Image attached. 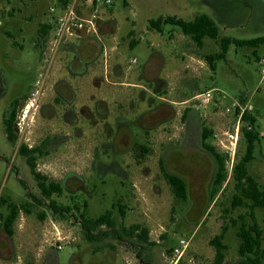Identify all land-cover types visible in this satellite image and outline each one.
<instances>
[{
	"label": "rangeland",
	"instance_id": "rangeland-1",
	"mask_svg": "<svg viewBox=\"0 0 264 264\" xmlns=\"http://www.w3.org/2000/svg\"><path fill=\"white\" fill-rule=\"evenodd\" d=\"M110 1L112 4L106 9L100 25L110 19L115 27L104 34L100 33L99 25L100 40L89 43L86 54L104 51V74L110 80L113 78L111 58L120 52L125 63L136 60L133 68L148 66L152 72H160L172 86L152 95L155 99L152 108L159 103H168L173 107V113L160 109L152 119L157 124L164 118L175 116L165 124H158L149 136L137 125L130 126L138 144L150 149L144 157L109 151V157L103 159L102 140L98 139L95 140L94 160L86 154L77 157L63 155L64 151H60L58 156H41L36 166L42 175L62 181L68 171L81 173L88 180L92 196L73 202V191L65 190L61 198L54 195L60 205L73 209L64 217L46 207H36L30 215L21 211L13 226V236L5 233L0 217V264H48L53 251L57 253L59 264H174L177 258L173 256V249L180 247L182 240L187 241V248L179 264H213L216 250L211 241L222 233L224 227L228 228L223 241L227 247L224 264H243L238 231L240 217H245L246 223L252 224L249 217L251 202L233 207L236 190L228 169L230 157L227 152L236 145L235 164L246 153L242 134L237 143L231 138L242 109H245V113L256 116L260 133L248 173L264 187V44L258 48L231 45L226 58L217 60L216 70L212 71L206 57L221 53L220 40L206 38L204 46L199 48L178 26L166 24L158 32L151 28L150 22L162 17L191 22L199 15H208L219 27L220 39L253 40L264 37V0ZM58 3V0H0V196L7 201L0 203V214L4 217L9 214V206L19 205L26 194L21 177L27 181L28 188L38 191L28 167L21 168L23 176H17L13 169L4 121L18 101L16 121L20 126H15L18 134L13 148L37 146L45 132L25 118L30 115L26 107L31 103H26V95L43 75H48L49 83H56L64 72L62 68L73 57L63 50L53 52L49 44L45 49L46 46H37L39 29L55 15L50 13L51 8L59 13ZM89 39L69 43H76L81 48ZM98 70L91 71L84 82L97 85L95 94L102 97V86L107 82L105 78L95 79L97 75H103L98 74L101 72ZM206 92L213 94L209 103L199 97ZM137 105L136 111L128 112L126 117L129 120L149 110V98L145 102H137ZM190 116L188 134L186 126ZM111 120L113 123L114 118ZM240 126L242 129V121ZM204 129L212 132L208 144L227 160V179L213 198L217 165L199 148ZM95 130L98 132L99 127ZM184 138L186 150L177 151ZM171 148L175 150L171 158H167L166 166L186 179L189 191L186 202L174 197L163 177L160 163ZM101 160L105 166L102 173L99 170ZM125 173L130 178L125 177ZM69 189L74 190L75 185ZM76 205L91 219L114 211L115 228L121 236L110 235L104 240L87 241L80 212L74 208ZM121 208L125 211L124 218L119 212ZM43 211L46 217L42 220L38 213ZM255 215L264 233V209L256 208ZM232 220L238 221V226H233ZM133 225H140L148 231V242L130 238L121 231L122 227ZM99 230L94 234L100 236V233L109 231L105 226ZM262 239L264 251V234ZM58 246L63 249L58 250Z\"/></svg>",
	"mask_w": 264,
	"mask_h": 264
},
{
	"label": "flooded vegetation",
	"instance_id": "flooded-vegetation-1",
	"mask_svg": "<svg viewBox=\"0 0 264 264\" xmlns=\"http://www.w3.org/2000/svg\"><path fill=\"white\" fill-rule=\"evenodd\" d=\"M114 25V21H109L105 28L112 29ZM68 46L70 47L67 49V53L72 54L73 57L66 64L65 68H62V71L66 74L62 72L61 77H59L54 84L47 81L48 75L45 77L43 75L39 84L37 83L25 98L26 103L29 101L32 103V106L28 111L30 115H26L25 118H28V120L34 122L37 127L40 126V128L43 129L45 132L44 138L37 146L20 145L15 150L13 144L16 143L18 134L15 130V126H20V123H17L16 121L18 120V117H16L13 125V135L16 136L15 142H13L7 135L11 147L13 169L17 176H23L21 170L22 167H28L33 174L32 169L29 166V160L32 159L36 165L41 156H50L53 154L58 156L61 154L60 151H64L63 155L71 154L73 157H77L79 154H86L87 156H91L92 160H94L97 149L95 147L96 139L102 140L100 143V149L104 152V154H102L104 156L103 159L109 157V151L128 155L133 153L136 157H142L141 155L144 153L145 149L148 150L147 153H149L150 149L146 145L138 144L136 138L131 133L130 126L132 124L137 125L142 129L145 135L147 134V136H149L158 124H165L173 118L174 114L155 124L156 121H154V118L152 119V117L160 113V109H167L171 114L173 107L168 103H159L156 108H152V104L155 103V99L152 97L154 92L147 90L139 91L137 94L130 96L132 99L129 98L127 105H120L111 116L108 112L105 100L95 94V90L98 89L96 87L98 86L84 82V80L90 76V72H96L99 67H101V70L98 71L101 72L98 74L102 73L103 75H97L98 77L96 76L95 79L105 78L106 81H108L107 74H104V70H106L105 60L102 59L104 51H99L98 53H95L92 58L85 59L82 56L83 46H81V48L76 46L71 47V45ZM64 48L66 47H63L62 50ZM154 90H156L155 87ZM32 97H36V99ZM147 98H149V110L141 112L138 115L136 114V117L134 115L135 118L129 120L126 117L127 114H129L128 112L136 111L138 107L137 102H145ZM32 117L33 119H31ZM112 117L114 118L113 123L111 120ZM183 117H185V113L183 114ZM190 118L192 117L190 116ZM97 127H99L100 132L95 130ZM189 133L190 129H188V134ZM185 138L182 143L183 145L176 148L177 151L186 150ZM201 140L202 143L199 148L203 149L204 154H208L216 164L214 158L204 146L203 133L201 135ZM174 150L175 149L173 148H171V150L168 149L164 156L165 159L160 163L162 166L163 177L167 182L164 174V172H167L169 174L178 175L186 181L183 176L173 171V168V170L170 171L166 166V160L167 158H171ZM99 162V164H101L99 170L102 173V171L105 170L103 164L104 161L101 160ZM36 171L41 174L39 170ZM86 172L90 173L89 171ZM42 176L46 177L45 175ZM124 176L130 178L129 174L125 173ZM21 178V183L25 188L26 194L23 195L20 203H36L39 201L47 202V199L43 197L39 191H32L26 186L27 181L24 180L23 177ZM33 178L35 186L38 189V181L34 174ZM49 181L60 183L64 191H73V193L71 192V200H73V202H80L82 198L92 196L91 192L88 190L87 178L76 171H68L64 175L62 181L53 179H49ZM72 184L75 185L74 190L69 189ZM77 193L81 196H78ZM56 197L61 198L62 195H56ZM2 198L5 197L0 196V200ZM50 255L48 264H59L57 261V253L53 251Z\"/></svg>",
	"mask_w": 264,
	"mask_h": 264
},
{
	"label": "trees",
	"instance_id": "trees-1",
	"mask_svg": "<svg viewBox=\"0 0 264 264\" xmlns=\"http://www.w3.org/2000/svg\"><path fill=\"white\" fill-rule=\"evenodd\" d=\"M69 0H58L59 4L66 5ZM172 24L178 26L182 29L185 36L189 37L194 41L199 48L204 46V41L206 38L221 42L222 51L220 54L210 55L206 57V61L209 63L212 71L216 70L215 62L217 60H222L226 58L227 52L231 45L241 46V47H253L258 48L260 45L264 44V37L257 38L253 40H238L230 37H224L220 39V30L217 24L208 15H199L194 21L186 22L175 17H162L157 20H152L150 22L151 28L161 32L163 25ZM52 26L49 23L42 24L39 29V41L37 46L47 48L49 40L51 37ZM19 102L16 101L12 106V110L9 116L4 121L5 131L9 138L15 142L16 136L13 135V125L17 117ZM242 129L241 134L246 143V153L244 157L234 165L232 171V177L235 182L236 193L233 198V207L238 208L241 206L249 205L247 202H251L249 217L252 220V224L246 223L245 217H240V227L238 231V237L241 240L239 247V253L244 258L243 264H264V251L262 250V237L263 231L257 221L255 215L256 208L264 209V187H261L258 182L249 176L248 165L254 158V153L256 151V144L260 141V133L257 128V118L249 112H246L242 117ZM212 137V132L204 129L203 140L206 150L214 158L217 171L213 182L212 198L220 191L223 184L225 183L228 176V169L226 166V158L219 154L216 149L208 144V140ZM148 150L145 149L142 157L147 154ZM229 160V158H228ZM29 166L32 169L34 176L38 181V191L40 194L47 199V202L39 201L36 203H20L11 204L9 206V214L4 217L0 214L3 219V228L7 235L13 236V226L21 211L27 214H33L36 207L42 208L46 207L55 214L65 216L67 213L73 211L71 206H62L55 199L54 195H62L64 189L60 183L50 182L47 177L42 176L37 173L36 165L34 161L29 160ZM165 178L171 187L174 197L182 202L188 201V184L180 176L169 174L164 172ZM0 203H7L5 198L0 200ZM86 208V205H84ZM77 211H81L79 205L74 207ZM121 217H125L124 209H120ZM40 219L46 217L45 211L38 213ZM80 220H82V227L84 230L85 238L89 242H95L98 240H104V238L114 235L116 237L121 236L120 231L116 230V221L114 217V211H108L104 215L97 219H91L86 216L84 211L80 212ZM242 221V222H241ZM233 226H238L239 222L232 220ZM107 227L109 231L95 235V231L102 227ZM100 231V230H99ZM121 231L130 238H137L140 242H148V231L142 228L140 225H133L129 228L122 227ZM228 228L224 227L222 233L216 236L212 241L211 245L216 250V258L213 264H224L225 251L227 247L224 245L223 241L225 235L227 234ZM102 232V231H101ZM174 251V249H173Z\"/></svg>",
	"mask_w": 264,
	"mask_h": 264
},
{
	"label": "built area",
	"instance_id": "built-area-1",
	"mask_svg": "<svg viewBox=\"0 0 264 264\" xmlns=\"http://www.w3.org/2000/svg\"><path fill=\"white\" fill-rule=\"evenodd\" d=\"M111 4L110 0H69L66 5L59 4V13H57L56 9L51 8L50 13L55 15H53L48 22L52 26L49 40L50 50L56 53L62 50L67 43L74 40H83L86 38H96L100 40L99 25L104 17V13H106V9ZM133 62L135 63L136 60H133ZM199 97L202 98L203 102L209 103L213 99V94L212 92H206ZM31 106L32 103L26 107L27 113ZM245 111V109H242L240 120L234 127L235 133L231 136L232 139L236 140V143L241 133L240 124ZM235 147L236 145L231 147L227 152L230 157L228 163L230 173H232L235 165ZM180 245V247L173 251V256L177 258L174 264H179L183 257L185 248H187V241L182 240ZM62 249L61 246H58V250Z\"/></svg>",
	"mask_w": 264,
	"mask_h": 264
},
{
	"label": "crops",
	"instance_id": "crops-1",
	"mask_svg": "<svg viewBox=\"0 0 264 264\" xmlns=\"http://www.w3.org/2000/svg\"><path fill=\"white\" fill-rule=\"evenodd\" d=\"M109 21H113V20L108 19L101 23L100 33H104V34L109 33L110 29L105 28L106 24H108ZM96 42H99V40L96 38H90L88 41L83 42L82 44L83 58L89 59L95 55V51L89 54H86L87 53L86 51H88V48L90 47L89 43H96ZM68 45H71V47L72 46L78 47L76 43H68L67 46ZM67 46H64L66 48L63 49L65 53H67V49L70 47ZM111 60H112L111 74L113 75V78L111 80L108 78V81H106L107 83L104 82L102 86L103 89L102 98L107 103L108 112L111 116L114 114V111H116V109L120 105L121 106L127 105L130 96L137 94L139 91L142 90H147L151 92L153 91L155 93L154 95H157L159 94L160 91L166 90L169 88V86L170 87L172 86V84L169 81H167L166 78H164L160 72H155V71L152 72L151 69H149L150 67L148 66H146L144 69L133 68V65L135 64L133 62L134 59L131 60L129 64L125 63L123 61L121 52L117 53V56H112ZM154 87L156 90H154ZM191 119L192 118L187 119L188 120L186 126L187 129H190L189 125ZM57 261H58V256H57Z\"/></svg>",
	"mask_w": 264,
	"mask_h": 264
}]
</instances>
